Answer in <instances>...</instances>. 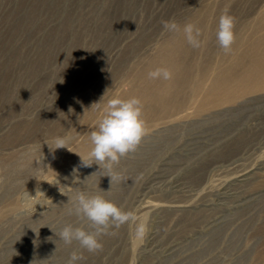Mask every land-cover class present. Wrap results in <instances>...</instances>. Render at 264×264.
Wrapping results in <instances>:
<instances>
[{
	"label": "rangeland",
	"instance_id": "374dc122",
	"mask_svg": "<svg viewBox=\"0 0 264 264\" xmlns=\"http://www.w3.org/2000/svg\"><path fill=\"white\" fill-rule=\"evenodd\" d=\"M230 1L0 0V264H67L79 246L56 234L87 225L70 214L78 192L148 222L143 240L136 222L110 229L83 264H264V89L145 120L137 150L114 166L119 180L79 156L87 159L83 139L107 100L130 98L143 66L175 34L162 21L201 29L193 67L204 56L216 62V17L230 8L248 18L259 6ZM58 136L66 147L55 149Z\"/></svg>",
	"mask_w": 264,
	"mask_h": 264
},
{
	"label": "bare ground",
	"instance_id": "6f19581e",
	"mask_svg": "<svg viewBox=\"0 0 264 264\" xmlns=\"http://www.w3.org/2000/svg\"><path fill=\"white\" fill-rule=\"evenodd\" d=\"M224 1L227 2V0ZM258 4L259 6L251 12L247 11L250 12L248 14L250 21L229 8L228 12L235 18V42L228 53L223 50L220 52L222 58L210 63L209 58L204 56L193 67L189 59L192 47L187 43L181 30L171 38L165 39L159 46L157 54L150 58L146 66H143L138 74L139 83L134 87L135 95L131 96V92L127 91L123 97H138L143 104V118L152 120L159 116L163 118L172 116L192 106H196L197 111H207L239 96L263 90L264 0H257ZM216 23H218L217 17ZM157 67L170 69L173 74L172 79L168 81L149 79L148 73ZM194 68L196 75H194ZM188 83L193 85L190 88V94L182 95L184 86ZM89 136L90 134L83 139V146L80 149L83 153L88 152L87 149L91 145ZM244 172L240 174L242 178ZM48 199L52 200V195L48 196ZM171 205L173 208L188 206L187 203ZM70 250L72 249H62L61 253H68ZM88 253L83 250V254ZM78 264H83V260Z\"/></svg>",
	"mask_w": 264,
	"mask_h": 264
},
{
	"label": "clouds",
	"instance_id": "9594fccd",
	"mask_svg": "<svg viewBox=\"0 0 264 264\" xmlns=\"http://www.w3.org/2000/svg\"><path fill=\"white\" fill-rule=\"evenodd\" d=\"M162 25L163 29L170 33H179L182 30L187 43L193 49L201 46V29L195 24L187 22L181 29L177 21L165 20L162 21ZM234 28L235 18L225 9L219 17L216 32L218 44L225 53L231 50L235 42ZM172 76V71L167 67H157L148 73V78L152 80L168 81L172 79ZM100 102L95 103L97 108L100 107ZM103 112L104 115L99 120L97 129L90 133L91 147L87 153V159L78 155L81 157L83 166L91 167L95 163L99 166V171L101 169L106 171L105 176L110 177L112 182L121 179L114 172V166L120 163L122 157L137 150L146 134V121L143 118V104L135 96L127 99L112 97L107 100ZM53 143L55 149L66 147L68 138L58 136L54 138ZM72 199L74 207L70 210V214L74 212L77 217L88 223L85 227L66 224L56 234L64 244L72 245L76 242L79 246L71 252L67 264H78L83 260V250L89 253L102 250L101 238L110 234V229H119L125 224L136 222L135 238L143 240L147 235V220H138L133 211L123 210L102 195L78 192Z\"/></svg>",
	"mask_w": 264,
	"mask_h": 264
}]
</instances>
